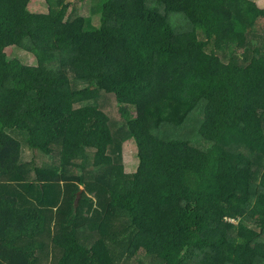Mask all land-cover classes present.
<instances>
[{
    "label": "trees",
    "instance_id": "obj_1",
    "mask_svg": "<svg viewBox=\"0 0 264 264\" xmlns=\"http://www.w3.org/2000/svg\"><path fill=\"white\" fill-rule=\"evenodd\" d=\"M29 2L0 0V264H264V8Z\"/></svg>",
    "mask_w": 264,
    "mask_h": 264
},
{
    "label": "rangeland",
    "instance_id": "obj_2",
    "mask_svg": "<svg viewBox=\"0 0 264 264\" xmlns=\"http://www.w3.org/2000/svg\"><path fill=\"white\" fill-rule=\"evenodd\" d=\"M73 2L71 5V8H78V12L82 15L89 16L92 14V3H90V0H70ZM257 5L262 7L258 0H254ZM28 9L33 12H44L46 11L47 7L44 3V0H30L28 4ZM95 21L98 22L97 18H95ZM8 52V55L10 57H17L20 60H22L25 64L28 65H36L40 62L41 60V54L37 52H32V53H27L23 52L22 50L16 48V47H9L6 50V53ZM98 106L100 109L104 110L106 114L110 118V127L113 130V132H116V124L118 118L117 114V108L113 104L112 99L109 95L106 94H101L99 95L98 98ZM119 117V116H118ZM123 132V130H122ZM120 132L121 134H123ZM115 153V156L113 158H118V163L121 167V170L123 173L128 174V173H133L135 172L137 166H138V156H137V149L136 145L133 140H125L122 142L119 146V151H116L115 146L111 148V152L109 155H113ZM23 161L26 163H30L31 161L36 160V162H40L39 160L35 159L33 157V153L27 149H23V155L21 157Z\"/></svg>",
    "mask_w": 264,
    "mask_h": 264
},
{
    "label": "crops",
    "instance_id": "obj_3",
    "mask_svg": "<svg viewBox=\"0 0 264 264\" xmlns=\"http://www.w3.org/2000/svg\"><path fill=\"white\" fill-rule=\"evenodd\" d=\"M258 2H259L260 5L262 6V8H264V0H258Z\"/></svg>",
    "mask_w": 264,
    "mask_h": 264
},
{
    "label": "water",
    "instance_id": "obj_4",
    "mask_svg": "<svg viewBox=\"0 0 264 264\" xmlns=\"http://www.w3.org/2000/svg\"><path fill=\"white\" fill-rule=\"evenodd\" d=\"M78 200H79V194H78V197H77V200H76V205H77V203H78Z\"/></svg>",
    "mask_w": 264,
    "mask_h": 264
}]
</instances>
